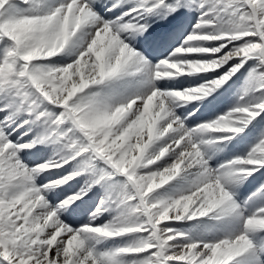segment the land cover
Here are the masks:
<instances>
[{"label": "snow or ice", "instance_id": "1", "mask_svg": "<svg viewBox=\"0 0 264 264\" xmlns=\"http://www.w3.org/2000/svg\"><path fill=\"white\" fill-rule=\"evenodd\" d=\"M0 264H264V0H0Z\"/></svg>", "mask_w": 264, "mask_h": 264}]
</instances>
